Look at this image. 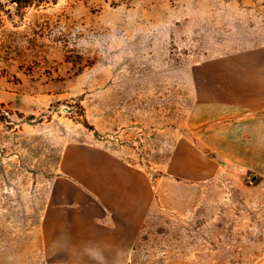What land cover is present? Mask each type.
<instances>
[{
  "label": "rangeland",
  "instance_id": "1",
  "mask_svg": "<svg viewBox=\"0 0 264 264\" xmlns=\"http://www.w3.org/2000/svg\"><path fill=\"white\" fill-rule=\"evenodd\" d=\"M0 3V264H264V0Z\"/></svg>",
  "mask_w": 264,
  "mask_h": 264
},
{
  "label": "trees",
  "instance_id": "2",
  "mask_svg": "<svg viewBox=\"0 0 264 264\" xmlns=\"http://www.w3.org/2000/svg\"><path fill=\"white\" fill-rule=\"evenodd\" d=\"M11 3L16 5L17 9H25L35 3V0H10ZM1 6V3H0Z\"/></svg>",
  "mask_w": 264,
  "mask_h": 264
},
{
  "label": "clouds",
  "instance_id": "3",
  "mask_svg": "<svg viewBox=\"0 0 264 264\" xmlns=\"http://www.w3.org/2000/svg\"><path fill=\"white\" fill-rule=\"evenodd\" d=\"M92 259H95V257H92Z\"/></svg>",
  "mask_w": 264,
  "mask_h": 264
}]
</instances>
